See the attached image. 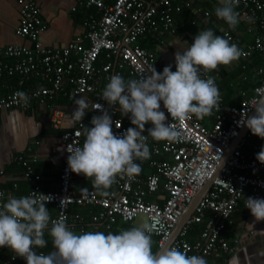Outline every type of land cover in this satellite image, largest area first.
<instances>
[{
    "label": "built area",
    "instance_id": "obj_1",
    "mask_svg": "<svg viewBox=\"0 0 264 264\" xmlns=\"http://www.w3.org/2000/svg\"><path fill=\"white\" fill-rule=\"evenodd\" d=\"M173 1L112 0L109 3L107 0H77L81 6L96 9L100 17L92 19L86 37L78 38L64 49H44L40 38L48 27L42 18V7L34 0H19L22 17L17 36L28 39L34 48H0V84L7 76L20 77L18 89L7 88L8 93L0 95V110L31 112L41 102H53L67 96L68 87L72 88L70 93L75 101L84 98L88 103L82 122H77L71 130L64 132L61 143L53 148L63 162L59 191L45 192L40 185L42 177L36 170L40 162L37 152L39 141L25 152L12 156V163L22 168L25 178L34 184L29 195L52 196V201L46 203L57 208L56 215L51 219H59L63 215L71 231L69 222L75 208H98L99 213L91 218L95 226L92 231H100L102 227L105 234L109 231L118 234L120 224L135 225L137 220L144 217L156 222L157 230L152 234V239L157 241L160 250L170 240L199 192L212 182L209 192L170 247H177L189 256H203L209 263L210 259L232 255L240 246L239 239L230 240L226 235L240 203L248 197L264 196V164L256 159V155L249 156L244 152L247 145L258 137L251 130L223 164L228 150L246 126H241L239 122L247 115L251 117L255 111L251 102L257 97V90L264 93V65L255 69L259 85L255 87L253 96L246 97L244 93L240 106L227 104L220 92L219 110L213 109L215 115L211 128L194 115L182 125L178 121H171L170 114L162 105L161 110L165 111L168 121L182 129L183 139L179 142H157L148 138L151 156L147 161L153 173L146 177L142 172L132 177L118 176L115 188L109 191L110 195L106 198L89 188L87 192L77 191L76 184L80 180L91 178L73 173L67 163L70 155L67 147H82L84 143L82 125L91 127L92 117L101 115L94 106L100 103L108 108L101 96L112 75L120 74L128 80L150 75L153 68L158 72L163 71L159 66L157 51L143 48L140 42L147 40L149 35L158 34V38L154 36L155 41L164 45L168 34L177 32L178 28L170 16ZM235 9L240 11L242 21L248 26V33L254 36V43L245 45L241 37L229 30H223L221 36L238 45L244 53V60L258 53L264 61V0H239ZM200 11L205 19L215 16V9L204 11L202 8ZM157 17L160 19L157 20ZM192 24L197 25L198 20L195 19ZM10 61H14L13 65ZM243 69H248V66L244 65ZM220 71L218 66L208 73L201 70V75L202 78L213 76L217 83L221 77ZM18 91L27 94V104L15 96ZM64 118V111L53 110L52 127L60 130ZM112 118L122 125L117 129L113 124L116 134L134 127L130 119L121 114L118 105L113 109ZM207 120H210V116H207ZM77 130L81 131L79 137L75 136ZM262 147L264 141L255 147L256 154ZM135 162L139 163L138 160ZM152 197L157 199L151 200ZM7 198L6 192L0 190V205L7 202ZM203 223L204 231L195 243H191L189 237L193 228ZM79 227L80 233L89 231L82 225ZM35 251L45 254L38 252L37 248ZM16 262V256L6 257L5 251L0 248V264Z\"/></svg>",
    "mask_w": 264,
    "mask_h": 264
},
{
    "label": "clouds",
    "instance_id": "obj_2",
    "mask_svg": "<svg viewBox=\"0 0 264 264\" xmlns=\"http://www.w3.org/2000/svg\"><path fill=\"white\" fill-rule=\"evenodd\" d=\"M239 0H220L215 15L224 20L233 30L239 23V13L235 7ZM244 55L243 51L212 29L200 30L194 41L178 48L174 53L175 68L165 66L162 72L155 68L150 75L139 79L125 80L120 74L112 75L102 91L101 99L108 108L97 103L94 107L101 115H94L91 127L82 125L85 137L82 147H67L69 169L92 179V187L101 197L110 195L108 189L117 182V177H132L141 172V164L150 158L147 143L153 140L179 142L183 132L179 124L194 115L198 119L211 115L213 109L219 110L221 94L215 77L202 78L204 73L212 72L220 65H230ZM251 102L255 115L239 122L246 125L253 135L264 139V93ZM15 96L28 103V96L22 91ZM75 109L68 115L69 128L82 122L88 103L84 98L76 99ZM118 105L123 116L130 119L131 125L120 134L113 131V124L121 128L119 120H113V109ZM151 127L146 129V125ZM147 131V135H145ZM81 131H75L79 137ZM256 159L264 164V147L256 154ZM87 192V188L81 189ZM52 201L50 195H27L20 198L9 196L0 205V248L11 249L26 264H208L203 256L191 255L172 247L162 252L152 251V234L157 230L154 220L145 219L137 225L122 229L118 234L109 231H88L80 234L71 231L65 217L51 219L46 203ZM245 207L255 218L249 225L264 221V198L248 197ZM51 227L49 228V224ZM48 229L55 251L38 254L35 248H44V238Z\"/></svg>",
    "mask_w": 264,
    "mask_h": 264
},
{
    "label": "crops",
    "instance_id": "obj_3",
    "mask_svg": "<svg viewBox=\"0 0 264 264\" xmlns=\"http://www.w3.org/2000/svg\"><path fill=\"white\" fill-rule=\"evenodd\" d=\"M18 1L0 0V48L12 46L34 48V44L28 39L17 36V30L22 17L21 7ZM34 1L42 7V18L48 27L47 31L40 38V44L44 49H64L78 38L86 37L92 19L100 17L96 9L81 6L77 0ZM107 2L112 3V0H107ZM209 5L208 7H212L211 10H214L220 6V0H210ZM201 9L200 6L197 8L196 19L198 20V24L196 26H203L204 29L213 28L209 26V19L202 17ZM235 11L238 10L235 9ZM238 19L239 23L235 29L233 30L231 27L229 29L234 32V35L241 37L245 45H252L254 43V36L248 33V26L242 21L240 15ZM212 22L214 23V28L219 30L220 33L227 28L224 26V20L220 22L213 20ZM185 41L188 44L193 42L179 35L169 36L166 39L165 45L156 44L157 47L154 51H157L159 66L162 70L168 65H172V69H176L174 53L179 47L182 48L185 46ZM242 60L244 59L241 56L238 61H233L230 65H220V73L225 71L227 74L226 83L229 85V88H223L220 92L228 101L226 103L232 106H240L242 104L243 98L245 97L243 96L244 93L246 97L253 96L255 87L259 85V79L255 75V69L257 67L242 69L244 72L239 74L237 79L234 78V75L236 76L235 72H237L238 68L240 69V62ZM9 63L13 65L14 61H10ZM222 78L223 76L218 82H221ZM19 82L20 77L7 76L0 84V95H6L9 91L7 88L18 89ZM71 89V87H68L67 96L61 97L59 100L53 102H41L31 112H23L15 109L0 110V173L1 171L4 172L3 175L0 174V190L6 192L7 197L13 196L20 198L29 195L33 190L34 184L25 178L22 168L12 163V156L25 152L37 141L40 142V145L37 146L40 162L37 164L36 170L42 177L40 185L45 192H57L60 190V172L63 162L61 156L54 153L53 148L61 143L62 134L72 129L69 128L67 117L75 109V100L70 93ZM55 109L65 112L63 126L60 130L54 129L51 124L52 112ZM213 121L211 117L210 120H207V126L209 128L212 127ZM149 127L151 126L149 125ZM144 134L147 135L146 132ZM263 141L264 139L257 137L254 141L250 142L244 149L245 154L255 156V147L263 143ZM139 163L141 164V172L144 177L153 173L150 163L147 160L139 161ZM81 188L93 189L92 179L80 180L76 184V189L80 191ZM114 188L115 186L113 184L108 191ZM154 199H157V197L151 198V200ZM46 208L49 210L51 218L56 215V206L46 204ZM99 211L98 208L92 207L75 208L71 213L72 217L69 222L72 231L80 234L79 225L84 226L89 231L94 230L95 226L92 224L91 218L93 215L98 214ZM145 219L141 217L135 225ZM254 219L250 210L245 207V200H243L226 232L230 240L233 238L239 239L240 246L232 255L216 260L210 259L208 264H264V221L256 222L254 228H251L249 225L253 223ZM135 225L120 224V227L122 230L129 229ZM50 227L51 223L49 224ZM100 231L104 232V228L101 227ZM44 238L47 241L46 246L44 248H37V251L49 254L54 251V247L48 229L45 230ZM152 240V251L154 253L159 252V249H156L157 241L155 239ZM2 249L5 251L6 257L16 256L11 249L7 247H3ZM16 257V264H26L23 258Z\"/></svg>",
    "mask_w": 264,
    "mask_h": 264
},
{
    "label": "trees",
    "instance_id": "obj_4",
    "mask_svg": "<svg viewBox=\"0 0 264 264\" xmlns=\"http://www.w3.org/2000/svg\"><path fill=\"white\" fill-rule=\"evenodd\" d=\"M209 1L210 0H204V1H202V0H174L172 2V5H171L170 16L173 19L174 26L177 27L178 30L175 34H168V37L169 36L182 35V36L186 37L187 39L194 41L195 35L198 34V32L200 30H205L203 26H196V25L192 24L195 21V19L197 18V8L200 6L201 8L204 9V11L211 9L212 7L211 8L208 7ZM109 3H111V2H109ZM237 12L240 15V11L238 10ZM159 19H160V17H157V20H159ZM213 20L220 22L222 19L218 18L216 15L209 18V26L213 27L210 29H212L215 34L221 36V33L219 32V30L214 28V23L212 22ZM224 26L227 27L225 30H229L232 34L234 33L232 30L229 29V26L226 24V22H225ZM154 36L156 38L159 37L158 34L149 35V38L147 40L140 42V45L145 49H149L150 51H154L155 48L157 47L156 44L160 45L159 42L155 41L156 38ZM168 37L166 39H168ZM165 43H166V40H165ZM165 43H164V45H165ZM244 65H247L249 69H251L252 67L258 68V67H262L264 65V61L262 60V57L258 53L254 54L251 58H249L247 60H242L240 62V69L238 68L237 72H235L236 73V76L234 75L235 79L238 78L239 74H242L244 72L243 71ZM172 70L175 71L176 69H172ZM221 74H222L221 77L223 76L222 81L221 82L217 81V83H216L219 87V90H221L223 88H229V85L226 83L227 74L225 73V71H223ZM221 77H220V79H221ZM227 103H228V101H227ZM214 115H215V113L213 111V113L211 115H208V116H210L211 118H214ZM200 120L202 122H204L205 125H207L206 116ZM147 128H149V125H146V129ZM145 132L147 133V131H145ZM204 229H205L204 223L196 225L190 234L189 241L191 243H195L197 241V238L204 231ZM156 249L158 250L157 246H156Z\"/></svg>",
    "mask_w": 264,
    "mask_h": 264
},
{
    "label": "water",
    "instance_id": "obj_5",
    "mask_svg": "<svg viewBox=\"0 0 264 264\" xmlns=\"http://www.w3.org/2000/svg\"><path fill=\"white\" fill-rule=\"evenodd\" d=\"M255 115V111L251 116ZM250 129L245 126L244 130L242 131L241 135L239 138H237L231 148L228 150L227 157L225 158L223 164L227 161L228 157L231 155L232 151L237 147V145L240 143V141L248 134ZM212 182L208 183L196 196V198L193 200V202L190 204L188 210L186 211L184 217L181 219L179 222L178 226L174 230L172 237L170 240L164 245L162 249L159 250V252H162L163 250H167L171 247V245L178 239L179 235L181 234L183 228L185 225L188 223V221L192 218L194 215L196 208L198 207L199 203L204 199V197L207 195L211 188Z\"/></svg>",
    "mask_w": 264,
    "mask_h": 264
},
{
    "label": "bare ground",
    "instance_id": "obj_6",
    "mask_svg": "<svg viewBox=\"0 0 264 264\" xmlns=\"http://www.w3.org/2000/svg\"><path fill=\"white\" fill-rule=\"evenodd\" d=\"M90 11V10H89ZM85 13V12H84ZM91 14V13H90ZM89 16V15H88ZM91 18V17H90Z\"/></svg>",
    "mask_w": 264,
    "mask_h": 264
}]
</instances>
